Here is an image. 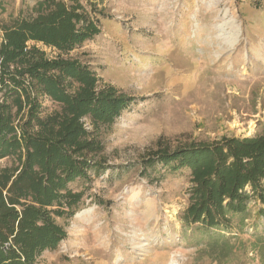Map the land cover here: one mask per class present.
<instances>
[{"label":"rangeland","instance_id":"rangeland-1","mask_svg":"<svg viewBox=\"0 0 264 264\" xmlns=\"http://www.w3.org/2000/svg\"><path fill=\"white\" fill-rule=\"evenodd\" d=\"M37 1L0 0V26L29 18ZM90 2L101 33L67 57L134 100L102 131L106 171L70 185L83 202L57 218L67 237L39 264H264L260 200L226 228L186 225L190 170L157 165L142 175L160 147L264 135V0ZM41 102L44 115L59 109Z\"/></svg>","mask_w":264,"mask_h":264},{"label":"trees","instance_id":"trees-1","mask_svg":"<svg viewBox=\"0 0 264 264\" xmlns=\"http://www.w3.org/2000/svg\"><path fill=\"white\" fill-rule=\"evenodd\" d=\"M86 1L91 12L82 0H39L29 18L0 26V160L12 159L0 169V264H39L59 247L67 232L57 218L74 216L84 199L70 185L106 171L102 131L134 100L67 57L101 33ZM42 98L59 109L44 115ZM157 165L191 172L186 225L226 228L252 199L264 205V135L160 147L142 175Z\"/></svg>","mask_w":264,"mask_h":264}]
</instances>
